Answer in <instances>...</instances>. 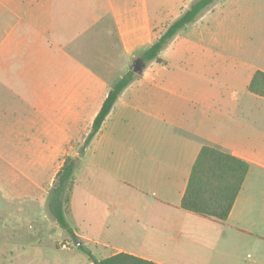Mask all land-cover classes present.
Instances as JSON below:
<instances>
[{"label":"crops","instance_id":"crops-1","mask_svg":"<svg viewBox=\"0 0 264 264\" xmlns=\"http://www.w3.org/2000/svg\"><path fill=\"white\" fill-rule=\"evenodd\" d=\"M37 7L31 30L38 36L40 27L52 32L60 55L28 65L41 73L53 69L51 76H37L28 88L37 101L36 119L0 123V130L26 139L21 156L0 151L5 163L16 169L10 181L6 174L0 177V202L7 208L17 205L16 222H30L34 232L27 236L40 242L59 225L48 202L65 159L79 155L78 145L84 143L115 82L184 12L169 14L167 8V14L155 18L149 0H37ZM180 32L184 30L174 42H182L169 54L178 59L164 55L169 52L164 48V62L146 61L91 141L74 174L66 218L85 190L90 203L82 220L89 229L82 232L68 222L97 259L127 252L158 264H264V96L248 89L258 69L248 90L233 97L232 107V80L220 76L215 48L192 43L197 53H208L205 59L198 55V61L187 60L191 43ZM222 82H227L224 90ZM12 84L13 79L7 83L10 94L0 91V101L28 99L14 92L18 88ZM1 108L4 114H17L4 104ZM82 116H88L90 124L75 142L71 131ZM35 121L38 136L30 139V123ZM204 146L250 163L224 222L181 206ZM108 192L117 195L118 203L104 204L101 213L116 217L118 223L97 233L93 213L99 212L101 200L94 197ZM119 195L129 196L127 202Z\"/></svg>","mask_w":264,"mask_h":264},{"label":"rangeland","instance_id":"rangeland-1","mask_svg":"<svg viewBox=\"0 0 264 264\" xmlns=\"http://www.w3.org/2000/svg\"><path fill=\"white\" fill-rule=\"evenodd\" d=\"M196 0H149L152 15L157 18L160 15L176 12H185ZM37 0H0V91L4 94H10L7 83L14 80L15 84L11 86L18 88L14 92L26 94V100H4L0 104L11 107L17 114H4L6 111L0 109V123H12L23 118V122L35 120L36 102L30 97L32 90L29 87L34 86L32 81L37 76L52 75L53 69H47L45 73L42 70L29 69L28 65L43 58L42 61L50 62L54 55L58 54L52 32L42 29V35L32 32L35 28L36 20L32 14L37 16ZM35 12V13H34ZM30 14L33 20L30 19ZM52 21L49 23L51 27ZM167 29V28H166ZM163 30V32L166 31ZM180 32L181 38L188 37V45L191 52L185 59L198 61V48L192 49V43H198L199 46H205V49H214L216 59L219 60L221 77L225 80H232V107L235 101L233 97L239 98V94L247 91V85L256 69L264 68V0H216L211 6L205 9L199 17L191 23L190 28L183 29ZM179 33V32H178ZM177 33V34H178ZM177 36V35H175ZM172 38L165 46L169 52L164 55L172 60L177 57H170L173 48L182 41L177 39L174 42ZM175 44L174 47H172ZM214 47V48H212ZM208 52H204L201 57L205 59ZM192 54L195 57H191ZM161 56V54H160ZM138 75V74H137ZM226 83H221V89L224 90ZM34 114V115H33ZM52 117V113H50ZM88 116L79 117L77 125L72 129L73 141L77 142L84 134V129L89 126ZM31 138L38 136L36 121L31 122ZM1 127V124H0ZM91 127V126H90ZM92 129V127H91ZM27 133H30L27 132ZM26 139L21 133H8L0 130V151L6 155L15 153L21 156V146ZM16 142L19 143L17 149ZM78 145V152H80ZM10 157V159H18ZM5 157H0V177L6 176L10 181L13 179L16 169L5 163ZM17 175V174H16ZM1 178V179H2ZM85 185V181H83ZM83 185V187H84ZM11 187L12 184L10 183ZM95 196V195H94ZM117 195L111 192L96 195L94 198L101 200L98 207L99 212L93 213L95 230L100 233L101 227L105 225H116V217H106L101 213L104 204L111 205L116 201ZM123 197V198H120ZM129 196L119 195L122 202ZM89 201V195L83 190L81 200L76 209L68 212L67 219L73 227L81 228L82 232L89 229V225L82 220L85 217ZM118 203V202H117ZM11 207V208H10ZM17 205L11 204L9 208L3 202H0V264H90V256L80 250L78 245L83 244L80 240H75L71 234L58 225L46 236L37 242L34 238L29 239L27 235L34 232L30 227V222L24 220L17 223L19 213ZM105 207V206H104ZM90 209V208H89ZM39 214L43 215L40 211ZM129 222V221H128ZM37 239V238H36ZM90 247V246H88ZM93 247V244L91 245Z\"/></svg>","mask_w":264,"mask_h":264},{"label":"trees","instance_id":"trees-1","mask_svg":"<svg viewBox=\"0 0 264 264\" xmlns=\"http://www.w3.org/2000/svg\"><path fill=\"white\" fill-rule=\"evenodd\" d=\"M215 2L216 0L194 1L182 15L168 26L166 31L149 48L140 52L139 55L145 61L164 62L160 54L166 44L179 31L187 28L188 25L194 22L205 9ZM135 77V72L130 70L115 82L93 121L91 131L80 147L79 155L68 156L65 159L50 190L48 202L50 212L58 224L66 229L75 240H79V238L66 218V209L70 201L75 171L118 98L126 87L133 82ZM248 89L255 94L264 96L263 70H256ZM249 168L250 163L241 157L212 146H204L193 165L188 185L183 195L182 208L218 222L226 221L242 188ZM78 248L90 256V264H158L152 260L127 252H119L104 259H97L85 245L80 244Z\"/></svg>","mask_w":264,"mask_h":264},{"label":"water","instance_id":"water-1","mask_svg":"<svg viewBox=\"0 0 264 264\" xmlns=\"http://www.w3.org/2000/svg\"><path fill=\"white\" fill-rule=\"evenodd\" d=\"M145 67L146 61L142 57H137L131 66V70L135 72V74H141Z\"/></svg>","mask_w":264,"mask_h":264}]
</instances>
